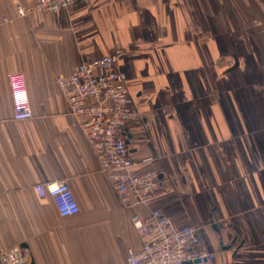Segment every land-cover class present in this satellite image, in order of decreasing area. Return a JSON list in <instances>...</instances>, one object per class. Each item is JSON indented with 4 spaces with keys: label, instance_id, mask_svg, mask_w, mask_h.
Returning a JSON list of instances; mask_svg holds the SVG:
<instances>
[{
    "label": "crops",
    "instance_id": "obj_1",
    "mask_svg": "<svg viewBox=\"0 0 264 264\" xmlns=\"http://www.w3.org/2000/svg\"><path fill=\"white\" fill-rule=\"evenodd\" d=\"M0 0V252L29 264H125L140 248L130 217L152 210L198 230L211 264H264V0H83L16 17ZM121 50L117 69L141 121L123 131L136 175L159 199L120 204L55 83ZM9 76L33 118L14 122ZM64 182L62 218L37 185Z\"/></svg>",
    "mask_w": 264,
    "mask_h": 264
},
{
    "label": "built area",
    "instance_id": "obj_2",
    "mask_svg": "<svg viewBox=\"0 0 264 264\" xmlns=\"http://www.w3.org/2000/svg\"><path fill=\"white\" fill-rule=\"evenodd\" d=\"M83 0H37L33 5L14 6L16 17L25 19L33 14L65 11ZM9 22L3 17L0 26ZM123 57L121 50L96 59L82 61L71 75L57 76L55 83L68 106L69 114L80 121V130L93 152L99 168L110 181L120 204L146 206L163 196L156 172L140 175L131 171L130 158L123 131L141 121L128 95L124 73L117 69ZM14 122L33 118L26 89L18 76H9ZM40 199L50 198L62 218L77 215L79 208L64 182L37 185ZM140 248L129 250L125 264H211L214 255L199 252L198 230L193 226H177L161 212L152 210L141 219L130 217ZM0 264H29L20 248L0 252Z\"/></svg>",
    "mask_w": 264,
    "mask_h": 264
}]
</instances>
